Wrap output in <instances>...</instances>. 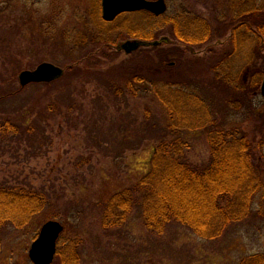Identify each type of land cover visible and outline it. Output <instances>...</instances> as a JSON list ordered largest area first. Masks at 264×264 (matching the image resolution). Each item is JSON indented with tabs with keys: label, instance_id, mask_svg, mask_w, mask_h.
I'll return each mask as SVG.
<instances>
[{
	"label": "rangeland",
	"instance_id": "obj_1",
	"mask_svg": "<svg viewBox=\"0 0 264 264\" xmlns=\"http://www.w3.org/2000/svg\"><path fill=\"white\" fill-rule=\"evenodd\" d=\"M166 2L168 8L165 18L186 10L207 20L211 37L209 43L194 46V50L189 51L171 29L166 27L159 32L158 39L164 35L168 41L165 39L158 46H141L126 54L120 49V44L127 40H139V37L130 35L129 28L141 29L147 26L144 30L147 33L158 28L153 23H146L141 14L122 13L107 26L111 27L107 41L80 47L81 35L84 36L85 32L95 33L97 26L94 15L96 12L101 15V0H0V7L3 8L0 19L4 20L0 45L4 47L8 43L12 44L19 56L14 65L3 66L4 54L0 49V73L1 68L16 67L10 69L13 71L11 79L16 87L27 88L23 96L16 99L10 107L25 108L27 101H34L38 90L45 91L46 87L43 85L22 87L18 74L22 70H33L41 62L48 61L63 69V75L56 79L52 89H64L66 81L73 83V86L78 84L75 96L82 103L83 110L72 111L70 116H92L93 120V128L88 123L89 120H86L87 117L83 121L78 119L75 124L65 123L64 120L61 129L53 126L46 131L48 138L42 145L41 154H32L25 148L16 149L17 152L13 149H0V180L10 183L24 181L34 187L42 185L53 197L52 203L28 227L16 229L9 226L2 232L0 264H33L28 252L41 224L48 220V215L50 219L63 224L62 239L76 242L78 260L74 264H238L244 256L264 254V187L254 196L249 216L242 222L228 225L219 237L213 239L200 237L177 222H172L162 233L151 232L145 227L139 208H133L118 228L102 230L99 225L98 200L132 184L150 168L156 140L147 138L150 136L145 134L148 132L142 126L146 107L155 109L150 120L160 121V124L163 123L162 118L159 113L155 114L159 112L156 109L164 111L154 96L140 91L136 98L125 96L122 101L117 100L116 106L114 102L106 103L105 99H115L109 90L113 91L117 83L125 85L123 78L126 77L127 69L132 64L142 62L141 54L145 51L158 60L156 49L166 50L170 56L171 69L175 70L179 79L192 77V81L195 79L203 82L208 47L219 50L221 54H227L232 47L230 35L234 26L226 23L223 18H217L221 9L228 10L225 0ZM259 5L263 8L264 0H260ZM97 7L99 12L96 11ZM12 24L14 28L10 26ZM153 47L156 49H152ZM260 47L264 55L262 45L254 44L252 52L257 54ZM248 48L244 47L241 52H236L229 60L239 61V65L234 62L238 70L242 67V59L249 57ZM91 51L94 53L89 54ZM83 55L87 56L83 58ZM254 58L250 60L253 62ZM82 59V64L96 66L94 69H87L93 74L89 73L85 81L75 73L78 71L75 64L84 69L78 64ZM189 61H193L195 65L191 67ZM248 65L251 64L243 67L251 69ZM234 66L231 65L233 68ZM247 73L245 72L244 78H247ZM242 75L240 69V81L248 84L247 80L241 79ZM233 90L238 92V97L246 93V87L242 86L234 87ZM214 108L222 112L224 109L232 123L235 121L233 124L238 123L243 128L248 136L247 142L260 138L258 129L264 121L260 120L264 115V99L261 94L250 106L246 100L239 102L238 110L233 102L226 108ZM107 114L113 122L107 121L109 124L101 127L99 120ZM134 117L136 123L133 124ZM115 121L118 122L117 125ZM94 127L97 128L94 130ZM91 129L95 136L101 132L106 137L113 135L112 141L103 139L100 142V147L109 146L108 150L98 151L99 147L88 136ZM182 138L187 143V157L191 163L198 165L208 159L210 146L203 130L183 129ZM136 145L137 148L131 149ZM112 148L121 150V157L115 158L110 153ZM261 162L264 183V157ZM60 197L62 200L58 202ZM95 201L98 203L95 204ZM76 209L79 210L78 214ZM72 246L67 248L63 242L58 241L51 264H66L61 261L58 252L62 247L66 249L63 256L70 261Z\"/></svg>",
	"mask_w": 264,
	"mask_h": 264
},
{
	"label": "trees",
	"instance_id": "obj_2",
	"mask_svg": "<svg viewBox=\"0 0 264 264\" xmlns=\"http://www.w3.org/2000/svg\"><path fill=\"white\" fill-rule=\"evenodd\" d=\"M259 1L225 0L228 10L221 9L217 18H223L227 21L226 23L234 26L230 35L232 47L227 54H221L219 50L208 47L203 82L195 79L192 81V77H187L185 80L182 77L179 79L175 70L171 69L169 53L164 49L153 47L152 49L157 50L158 60L153 55L145 53L146 51L143 52L141 54L143 61L132 64L127 69L126 77L123 78L125 85L117 83L113 91L109 90L115 99L112 101L105 99L106 103L114 102L116 106L125 96L133 99L144 92L154 96L164 111L156 109L159 112L155 114L159 113L162 118L163 123L160 124V121L150 120L155 109L148 107L145 109V120L142 126L148 132L145 134L150 136L147 138L156 140L150 159V168L146 174L122 190L104 196L98 200L99 203L95 201V204L98 203L97 210H100L96 213L99 215L100 224H98L102 230L118 228L133 208H139L143 223L151 232L162 233L172 222H177L200 237L213 239L219 237L228 225L242 222L249 216L254 196L264 187L261 162L264 157V121L258 129L260 138L255 141L250 139L247 142L248 136L243 128L238 123L233 124L235 121L232 123L224 109L222 112L214 107L226 108L233 102L237 108L238 103L243 100H246L247 105L250 106L254 99L260 96L259 89L264 75V55L261 47L257 54L252 52L254 44L262 45L264 48V13H262L264 7L259 5ZM96 11L99 12V7ZM132 13L141 14L146 23H153L156 29L158 28L149 33L144 32L147 26L141 29L129 28L130 35L139 37V40L146 42L159 40L158 44H160L167 40H161L164 35L158 39L159 32L166 27L171 29L174 36L181 41L182 45L184 44L183 47L189 48V51H193L194 46L208 44L211 39L207 20L198 18L186 10L166 18V13L160 16L144 10ZM94 17L97 26L94 29L95 33L85 32L84 36L81 35L80 47L107 41L106 37L111 31V27L107 26L111 22L104 21L97 12ZM244 47H249V57L242 59L240 62L242 67L239 68L243 72L241 79L245 77V72H248L247 78H244L248 84L240 81V69L234 66L236 60L229 61L236 52L244 50ZM0 49L4 54L3 66L18 62L19 56L12 44L8 43L4 47L0 45ZM92 53L94 52L91 51L89 54ZM83 54L86 53L83 52ZM87 55H83V58ZM252 57H255L253 62L250 60ZM82 61L83 59L78 64L84 69L74 63L78 67L75 73L77 76L81 75L85 81L89 73L93 74L87 69H94L96 66L89 63L82 64ZM189 62L191 67L195 65L193 61ZM236 62L239 65V61ZM247 64H251L248 65L251 69L246 68ZM1 69L0 149L3 151L13 149L17 152L16 149L25 148L32 154H41L42 145L48 138L46 131L53 126L61 129L64 120L65 123L75 124L78 119L83 121L87 117L70 116L72 111L83 110V105L75 96L78 84L75 83L73 86V83L67 81L65 90L60 87L52 89L56 80L28 84V87L43 85L46 89L43 92L38 90L34 101H27L25 108L22 106V108L13 109L10 106L16 99L23 96L27 88L15 86L14 80L11 79L13 71H10L9 67ZM80 80L82 81L81 77ZM240 86L246 87V93L250 96L245 93L238 97V92L233 89ZM53 92L54 95H51ZM251 92L254 93L251 95ZM7 107L10 109H6ZM91 117L88 116L86 120H89L88 123L93 128ZM260 118V120L264 119V115ZM99 121L100 126L103 127L109 124L107 121L111 119L107 114ZM132 122L136 123L135 117ZM132 122L131 126H133ZM117 123L115 121L116 125ZM96 128L94 127V130ZM183 129H199L207 135L210 155L202 164L196 165L189 161L187 143L182 138ZM94 130L91 129L88 136L99 147L98 151L108 150L109 146L100 147V142L103 139L112 141L113 135L106 137V134L101 132L95 136ZM103 130L106 132L105 129ZM135 148L137 145L131 149ZM121 152L114 148L110 151L115 158L121 157ZM52 200L51 193L42 185L34 187L24 181L10 183L0 180V249L2 232L7 227L25 229L52 203ZM61 200L60 197L58 202ZM78 213L79 210L76 209V214ZM50 218L48 215L47 219ZM62 237L61 234L59 242H63L65 247H71L72 244L74 246L70 252V261L63 256L66 249L60 248L61 251L58 252H60L61 261L66 264L77 263L76 242L64 240ZM238 264H264V254L244 256Z\"/></svg>",
	"mask_w": 264,
	"mask_h": 264
},
{
	"label": "water",
	"instance_id": "obj_3",
	"mask_svg": "<svg viewBox=\"0 0 264 264\" xmlns=\"http://www.w3.org/2000/svg\"><path fill=\"white\" fill-rule=\"evenodd\" d=\"M145 10L160 16L167 10L165 0H101V17L105 21H112L121 13ZM167 39L162 37L161 40ZM160 41L146 42L143 40H127L120 44L126 54H129L141 46H156ZM63 75V69L54 63L44 61L33 70H22L18 74L19 84L23 87L30 83L51 82ZM260 93L264 99V76L260 86ZM63 225L57 220L45 221L32 241L28 256L34 264H50L56 254V243Z\"/></svg>",
	"mask_w": 264,
	"mask_h": 264
},
{
	"label": "flooded vegetation",
	"instance_id": "obj_4",
	"mask_svg": "<svg viewBox=\"0 0 264 264\" xmlns=\"http://www.w3.org/2000/svg\"><path fill=\"white\" fill-rule=\"evenodd\" d=\"M166 1V0H165ZM167 3V2H166ZM2 4H3V2L1 3V6H2ZM139 11H141V10H139ZM3 13V8L2 7H0V15ZM122 14V13H121ZM193 14L194 15H196V16H198V18H201V15H197L196 13H194L193 12ZM120 15V14H119ZM117 17V16H116ZM3 21L4 20H1L0 19V35H2V32H4V29H2L3 27H4V25H3ZM10 26H12V28H14V24H12V25H10ZM6 33H10V32H6ZM4 34V33H3Z\"/></svg>",
	"mask_w": 264,
	"mask_h": 264
}]
</instances>
